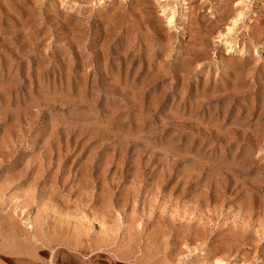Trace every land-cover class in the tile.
<instances>
[{
  "label": "rangeland",
  "instance_id": "obj_1",
  "mask_svg": "<svg viewBox=\"0 0 264 264\" xmlns=\"http://www.w3.org/2000/svg\"><path fill=\"white\" fill-rule=\"evenodd\" d=\"M218 260L264 264V0H0V264Z\"/></svg>",
  "mask_w": 264,
  "mask_h": 264
},
{
  "label": "bare ground",
  "instance_id": "obj_2",
  "mask_svg": "<svg viewBox=\"0 0 264 264\" xmlns=\"http://www.w3.org/2000/svg\"><path fill=\"white\" fill-rule=\"evenodd\" d=\"M184 1V5H186L187 6V1L188 0H183ZM246 2V1H245ZM242 3V4H241ZM240 4L241 5H243V4H245V3H243L242 1L240 2ZM169 7V6H168ZM171 9V8H170ZM239 11L234 15V17L232 18V20H231V26H229L228 28H227V33H226V35H225V37L227 38V36H230V35H232L233 34V32H234V30H235V27L238 25V23L239 22H241L244 18H245V13H244V11L243 10H240V9H238ZM164 11H166L165 9H164ZM231 13V12H230ZM229 14V13H228ZM175 17H176V9H173V10H171V16H170V18H169V23H170V25H172L173 23H174V19H175ZM230 18V17H229ZM12 31V30H11ZM223 33H225V32H223ZM221 37V36H220ZM222 37H224V36H222ZM196 41V40H195ZM227 44H229V43H227ZM230 48H232V46L230 47ZM230 48H229V50H230ZM82 90V89H81ZM81 93V92H80ZM47 102V101H46ZM5 112V111H4ZM99 219V218H98ZM102 219V218H101ZM77 221V220H76ZM79 221H83V220H79ZM107 221V220H106ZM83 222H85V221H83ZM97 222H98V225H99V228L103 231V233L104 232H106V230L108 229L107 227H106V223H105V221L104 220H97ZM29 223V222H28ZM82 224V223H81ZM30 228H32V229H34L35 227L33 226V224H31V222H30ZM78 229V228H77ZM82 231V230H81ZM102 233V232H101ZM109 233V232H108ZM223 263V261H220V260H218L217 261V264H222Z\"/></svg>",
  "mask_w": 264,
  "mask_h": 264
}]
</instances>
